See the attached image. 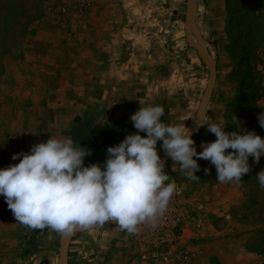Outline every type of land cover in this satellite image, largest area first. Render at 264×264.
Listing matches in <instances>:
<instances>
[{
    "label": "crops",
    "instance_id": "0c3cea01",
    "mask_svg": "<svg viewBox=\"0 0 264 264\" xmlns=\"http://www.w3.org/2000/svg\"><path fill=\"white\" fill-rule=\"evenodd\" d=\"M196 6L203 7L207 16L200 20L197 12L194 15L207 46V32L217 35L221 30L222 0H196ZM174 12L171 0H92L80 23L72 29L60 27L74 49L67 59L68 69L55 72L58 101L47 123L51 126L38 131L37 137H21L23 147L16 154L30 153L33 145L46 142L50 136L71 137L92 152L84 158L85 166H103L107 149L137 132L130 117L139 110L140 102L144 106H163V121L184 123L190 128L206 89L197 101L194 93L199 91L198 72L201 70L202 77L205 73L197 67L204 61L185 36L186 13L181 28L173 30ZM201 24L209 31L202 32ZM22 158H10L0 169L18 164ZM39 231L43 229H31L17 222L0 196V264L43 262V250L33 242ZM48 232L57 235L49 228ZM129 246L127 231L113 222L76 230L67 241L66 264H135L134 251ZM59 249L60 245L57 254ZM98 249L101 261L97 260ZM229 250V257L220 253L221 249L217 252V264H256L246 252ZM112 255L118 257L116 262ZM209 260V255L197 251L190 264H210Z\"/></svg>",
    "mask_w": 264,
    "mask_h": 264
},
{
    "label": "rangeland",
    "instance_id": "374dc122",
    "mask_svg": "<svg viewBox=\"0 0 264 264\" xmlns=\"http://www.w3.org/2000/svg\"><path fill=\"white\" fill-rule=\"evenodd\" d=\"M186 2L171 0L176 10L171 19L174 20L173 30L181 28ZM200 5L204 3L200 1ZM191 7L194 15L198 13V19L207 18L203 7L198 8L196 4ZM53 9L54 0H0V167L16 154L13 143L21 137H37L38 131L51 126L47 123L58 101L55 72L60 68L68 69L67 59L74 49L62 26L52 18ZM222 13L219 34L207 32L209 30L200 25V30L207 32L206 49L216 67V81L202 122L224 120L225 131L232 132L239 130L232 122L235 115L243 128L255 130L264 138V128L257 119L264 112L261 108L264 107V0H222ZM186 32L188 41L198 49L189 19ZM201 67L199 64L197 68L205 73L202 77L201 70L198 72L196 88L199 91L194 93L197 101L210 81L208 66L203 62ZM192 138L198 152L203 151V143L217 139L206 126L199 127ZM161 145L159 141L160 156L165 154ZM197 162L201 170L196 173L200 177L196 181L187 179L179 165L173 171L171 158L165 162L168 181H175L202 196L209 209L202 231L188 239L192 257L197 251L203 252L209 255L210 264H217V252L221 249L220 253L229 257L231 248L237 253L246 252L256 264H264V189L256 177L264 170V155L259 164L249 158L251 172L240 182L220 183L210 161L199 159ZM205 169H210L211 173L207 174ZM94 236L97 240L98 232ZM60 238L58 233L51 236L45 228L33 239L34 246L43 250L41 261H44L36 264H60L57 254ZM96 255L101 261L100 249ZM112 258L113 262L118 260L115 255Z\"/></svg>",
    "mask_w": 264,
    "mask_h": 264
},
{
    "label": "clouds",
    "instance_id": "9594fccd",
    "mask_svg": "<svg viewBox=\"0 0 264 264\" xmlns=\"http://www.w3.org/2000/svg\"><path fill=\"white\" fill-rule=\"evenodd\" d=\"M140 103L130 117L137 132L109 147L103 166H85L84 158L92 152L71 137L50 136L46 142L33 145L30 153L14 154L13 160L23 158L0 169V196L16 221L31 229L49 228L64 237L107 222L135 234L140 224L156 227L176 194L175 181L165 184L169 175L157 150L159 141L173 161L172 170L179 165L184 176L193 181L200 179L196 175L201 170L199 159L210 161L216 168V179L228 183L242 181L251 172L249 158L259 164L264 155V138L243 128L235 115L232 122L239 130L232 132L225 131L224 120L200 121L199 127L206 126L217 139L203 143V151L198 152L184 123H167L161 119L165 116L163 106ZM257 119L264 128V112ZM205 172L210 174L211 170ZM256 177L264 189V170Z\"/></svg>",
    "mask_w": 264,
    "mask_h": 264
},
{
    "label": "built area",
    "instance_id": "2783aa9c",
    "mask_svg": "<svg viewBox=\"0 0 264 264\" xmlns=\"http://www.w3.org/2000/svg\"><path fill=\"white\" fill-rule=\"evenodd\" d=\"M92 0H54L51 16L62 27L72 29L80 23ZM17 152L23 147L21 140L13 143ZM173 181H165V184ZM176 194L156 227L144 223L135 234L127 233L133 248L132 260L139 264H190L192 255L188 247L190 235L201 232L209 214L202 196L177 184ZM189 234V235H188Z\"/></svg>",
    "mask_w": 264,
    "mask_h": 264
},
{
    "label": "water",
    "instance_id": "95a60500",
    "mask_svg": "<svg viewBox=\"0 0 264 264\" xmlns=\"http://www.w3.org/2000/svg\"><path fill=\"white\" fill-rule=\"evenodd\" d=\"M192 4H196V0H187L186 2V17L187 20L189 19L191 22V26H192V32L194 34V36L196 37L197 40V47L198 50L200 52V56L202 57L203 61L206 63V65L209 68V72H210V81H209V85L206 89L205 94L202 97L201 103L199 105L198 111H197V116L195 119V122L193 124V126L190 128L192 135L193 133L199 128V122L202 121V117L206 108V105L208 103V101L210 100L211 97V93L213 91V87L216 81V67L215 64L213 63V61L211 60L210 54L206 49V45L203 42V39L199 33V30L196 26L195 23V18H194V11L192 10L191 5ZM162 160L164 161V163L170 158L168 157L166 154L161 156ZM71 236V235H70ZM70 236H61L60 239V249H59V259H60V264H66V248H67V241L69 239Z\"/></svg>",
    "mask_w": 264,
    "mask_h": 264
},
{
    "label": "bare ground",
    "instance_id": "6f19581e",
    "mask_svg": "<svg viewBox=\"0 0 264 264\" xmlns=\"http://www.w3.org/2000/svg\"><path fill=\"white\" fill-rule=\"evenodd\" d=\"M200 33V32H199ZM194 43H197V40L195 39V42Z\"/></svg>",
    "mask_w": 264,
    "mask_h": 264
}]
</instances>
